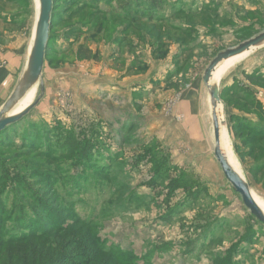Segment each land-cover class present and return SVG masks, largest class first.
<instances>
[{
	"label": "rangeland",
	"instance_id": "rangeland-1",
	"mask_svg": "<svg viewBox=\"0 0 264 264\" xmlns=\"http://www.w3.org/2000/svg\"><path fill=\"white\" fill-rule=\"evenodd\" d=\"M66 1L54 0L48 43L59 50L47 53L44 96L24 119L51 127L45 142L53 150L25 148L22 126L12 128L0 145L7 171H0L1 199L11 206L13 173L21 190L60 213L55 222L71 225L77 215L103 247L129 252L136 264H264V225L214 157L201 80L218 52L264 30V0H163L154 12L136 11V20L105 14L89 24L80 23L81 13L70 16L75 5ZM37 11V0H0V69L6 50L20 53L24 64ZM81 43L98 53L96 60L75 59ZM245 73L264 76V44L217 81L231 151L251 192L264 199V186L249 171L252 158L242 153L248 147L240 146L248 133L243 124L260 120L251 100L264 107V82H250ZM120 83L136 85L132 103L115 93ZM93 85L110 92L86 96ZM38 93L37 86L33 99ZM180 104L201 108L198 140L189 135ZM114 108L128 119H100ZM84 141L93 148L77 156ZM85 151L90 160L80 157Z\"/></svg>",
	"mask_w": 264,
	"mask_h": 264
},
{
	"label": "trees",
	"instance_id": "trees-1",
	"mask_svg": "<svg viewBox=\"0 0 264 264\" xmlns=\"http://www.w3.org/2000/svg\"><path fill=\"white\" fill-rule=\"evenodd\" d=\"M114 1L68 0L66 2L75 5L70 16L81 13L79 20L82 21L80 23L86 21L84 24L91 23L95 18L99 19V16L102 18L105 14L113 16L114 19L136 20V11L139 13L154 12L158 6L163 5V0H140L143 4H139L137 0H125L115 4ZM98 2L108 5L107 9H103L102 4ZM54 10V0H52L49 31L55 16ZM176 31H181V29ZM49 50L57 53L59 49H53L47 41L44 59ZM97 57V52H91L82 43L75 50V59L78 60H96ZM245 78L250 82H264V76L259 74L254 76L245 73ZM244 89L246 91L248 87H243L242 90ZM251 103L260 120L251 122V125L243 124L242 128L246 129L248 133L242 137L243 142L241 141L240 146L248 147L242 153H246L249 158H252L249 171L254 174L256 181H260L264 186V107L255 100H251ZM30 111L0 132V145L5 144L4 140L8 139V132L12 128H18L21 125L22 132L25 134L22 137L25 141V148L41 147L53 150L51 145H47L45 142L48 137L47 132L51 127H47L44 122L43 126L40 122L37 125L31 123L29 126L27 122H24ZM256 125L261 127L257 128ZM84 143L85 141L75 149L78 152L77 156L84 149L90 152L93 148L92 143L88 141L82 148ZM87 152L80 156L83 160H90ZM43 153L41 155L45 156ZM5 165L4 161L0 160V171L7 174ZM10 176L15 179L13 181L12 178H9L7 182L8 190L14 192L11 206H7V203L0 197V264H136L135 257L129 252L103 247L93 229L85 227L86 223L77 215L72 214L74 222L71 225L65 226L63 221L55 222L60 213L49 207L44 198L34 196L32 190L31 192L21 190L24 185L17 181L13 173ZM0 179H3L2 174H0ZM81 224L82 226H80ZM103 256L105 257L103 258ZM75 257L81 258L83 262L76 261Z\"/></svg>",
	"mask_w": 264,
	"mask_h": 264
},
{
	"label": "water",
	"instance_id": "water-1",
	"mask_svg": "<svg viewBox=\"0 0 264 264\" xmlns=\"http://www.w3.org/2000/svg\"><path fill=\"white\" fill-rule=\"evenodd\" d=\"M51 11L52 0H38V14L25 68L13 90L0 106V132L8 125L15 123L26 115L31 109L39 104L44 96V85L41 82V75L44 65L46 44L49 38ZM263 42L264 30L231 48L218 52L204 69L201 80L209 97L214 157L217 160L225 179L230 183L232 189L239 194L243 205L258 222L264 225V211L254 200L247 181L228 163L226 155L222 149V116L219 114L218 108H223V102L220 99L218 83L211 81L212 73L219 62ZM34 86H38L39 88L37 96L25 106L16 110L22 99L32 88H34Z\"/></svg>",
	"mask_w": 264,
	"mask_h": 264
},
{
	"label": "crops",
	"instance_id": "crops-1",
	"mask_svg": "<svg viewBox=\"0 0 264 264\" xmlns=\"http://www.w3.org/2000/svg\"><path fill=\"white\" fill-rule=\"evenodd\" d=\"M4 62L6 63L5 66L0 69V106L3 103V101L8 97V95L10 94V92L12 91V89L14 88L16 82L18 81L20 75L22 74L25 65H26V58L28 56V49H27V53H26V57L24 60V64H22L21 59H22V55L20 53H16L15 55L13 54V49L11 50H6L4 52ZM22 67V68H21ZM47 82V80L45 81ZM151 84V83H150ZM150 87H152V85H148ZM46 87V85H45ZM97 90H103L105 92H110V89H104L103 87H95V85H93L92 88H90L88 90V94L86 96H97L98 93L102 94L103 91L97 92ZM115 93H117V96L122 99L124 96H129V101L130 103H132V101L134 100L131 95L133 96V91L136 90V85L135 84H131V85H124L121 84L117 87V89H114ZM132 92V93H131ZM101 96V95H100ZM124 104V103H123ZM182 114L184 115V121L186 120V125H189V135L194 138H196L197 140L199 139V129L201 128V126H204L203 124V114L201 115V108L198 107L197 108V104L194 105H184V107L180 104L179 106ZM119 110L116 109H112L111 111H108V113L110 114H103L100 119H102L103 121H105L106 123L111 122V121H122L125 117V115L123 113H119ZM131 113V111H130ZM237 115V114H236ZM118 116V118L116 117ZM239 118H243L244 115H238ZM125 119H128V117L126 116ZM185 125V124H184ZM183 125V126H184ZM109 128L111 126H108ZM179 127V125H178ZM188 133V132H187ZM112 134V132H111ZM204 136V134H202ZM203 139V137L201 138V140ZM203 142V141H202Z\"/></svg>",
	"mask_w": 264,
	"mask_h": 264
},
{
	"label": "bare ground",
	"instance_id": "bare-ground-1",
	"mask_svg": "<svg viewBox=\"0 0 264 264\" xmlns=\"http://www.w3.org/2000/svg\"><path fill=\"white\" fill-rule=\"evenodd\" d=\"M38 3V0H37ZM38 14V11H37ZM37 19V16H36ZM36 22V20H35ZM35 29V27H34ZM34 34V33H33ZM33 38V37H32ZM32 42V41H31ZM263 43L254 46L252 48H249L248 50H245L239 54L230 56L226 59H223L221 62H219V64L216 66V68L214 69L213 73H212V82H216L221 78V76L232 66L234 65L236 62H238L241 57L243 56V54L248 53L249 51H252V49H256L257 47H259L260 45H263ZM37 86H34V88ZM34 88H32L27 94L26 96L22 99V101L20 102V104L18 105L17 109L22 108L23 106H25L27 103H29L32 99H33V94H34ZM36 93V92H35ZM218 112L219 114L222 116V111H221V107L218 108ZM224 118L222 117V122H221V141H222V149L226 155V158L228 160V163L232 166V168L234 170H236L238 172V174L240 176H242V173L239 171V166L238 163L231 151V146H230V142H229V137L226 131V127L224 125ZM252 196L254 198V200L256 201V203L258 204V206H260V208L264 211V199L260 198L259 196L255 195L254 193H252Z\"/></svg>",
	"mask_w": 264,
	"mask_h": 264
}]
</instances>
